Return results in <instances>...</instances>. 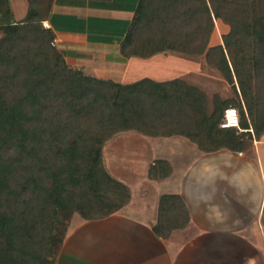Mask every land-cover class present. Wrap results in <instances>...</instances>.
<instances>
[{
	"label": "trees",
	"instance_id": "obj_1",
	"mask_svg": "<svg viewBox=\"0 0 264 264\" xmlns=\"http://www.w3.org/2000/svg\"><path fill=\"white\" fill-rule=\"evenodd\" d=\"M0 10V26L8 28L0 38V264H55L73 214L100 220L128 202L127 187L101 161L103 145L117 133L179 135L230 151L264 134V0L136 3L120 55L203 56L234 95H213L210 109L204 92L182 80L121 85L54 63L43 11L30 8L15 23L5 0ZM215 20L228 31L209 46ZM227 108L237 109L244 132L218 128ZM164 167L156 162L148 177H166ZM186 221L177 197H160L157 236Z\"/></svg>",
	"mask_w": 264,
	"mask_h": 264
},
{
	"label": "crops",
	"instance_id": "obj_2",
	"mask_svg": "<svg viewBox=\"0 0 264 264\" xmlns=\"http://www.w3.org/2000/svg\"><path fill=\"white\" fill-rule=\"evenodd\" d=\"M5 1L15 23L30 8L43 11L42 23L54 35L52 47L69 68L121 85L142 79L188 84L182 76L186 72L176 71L172 78L163 75L161 57L174 61L183 54L120 55L138 0ZM144 68L148 75L136 77ZM207 101L210 109L211 100ZM145 137L165 145V152L138 155L125 165L118 155L109 166L102 158L106 173L127 187L129 200L100 220L72 216L55 264H264V134L251 135L245 148L236 151L200 148L179 135ZM158 161L168 173L150 179L148 171ZM137 176L141 183H131L130 177ZM162 196L177 197L187 213L185 225L164 237L153 231Z\"/></svg>",
	"mask_w": 264,
	"mask_h": 264
},
{
	"label": "rangeland",
	"instance_id": "obj_3",
	"mask_svg": "<svg viewBox=\"0 0 264 264\" xmlns=\"http://www.w3.org/2000/svg\"><path fill=\"white\" fill-rule=\"evenodd\" d=\"M1 11L2 10H0V15H1ZM213 25H214V29L210 36L211 44H209V46L210 45L213 46L220 43V36L226 34L228 31V27L226 25H222L217 20L213 22ZM7 30H8L7 27L0 26V38L2 39L5 38ZM104 36H106V34H104ZM50 47L53 48L51 45ZM183 56L184 58L175 57L174 59L175 62L171 59V57L168 56H163V58L161 57V59L164 60L163 71L165 73H163V75H165L167 78H172L173 76H176L175 75L176 71L177 72L183 71L186 72L182 75L183 78L186 79L185 81H187L188 84L201 89L208 100H211L213 95H218L221 99H227L229 97L234 98L231 86L227 84V82L223 79V77L214 67L206 63L203 56H193V57L186 55ZM51 60L54 63L61 62L59 54L56 53L54 49L51 55ZM170 68L172 70H170ZM70 69H74V68H70ZM75 70H81V69H75ZM141 74H145V76H147L148 75L147 69L144 68L143 70L142 69L138 70L135 76L141 77ZM159 78L161 77L154 78V80H160ZM163 147H160L158 141L157 142L150 141L145 136H142L141 134H138L136 132L133 131L120 132L112 136L103 145L101 149V161L103 158L105 165L109 166L110 165L109 163L112 164V157L118 155L119 157L118 159L120 158L124 159V160L122 159V164L124 165L130 164L129 162L132 159L134 160L138 158V155L148 156V155L163 154L166 150V148ZM126 172L131 173L129 169H127ZM130 178L132 179L130 181H132L131 183L133 184H139L142 181V178H140V176L130 177ZM74 215L76 214H73L72 216Z\"/></svg>",
	"mask_w": 264,
	"mask_h": 264
},
{
	"label": "built area",
	"instance_id": "obj_4",
	"mask_svg": "<svg viewBox=\"0 0 264 264\" xmlns=\"http://www.w3.org/2000/svg\"><path fill=\"white\" fill-rule=\"evenodd\" d=\"M42 27L46 28V25L42 23ZM53 46V43L50 44ZM234 114V115H232ZM219 129H238L239 128V119L237 110L234 108H227L222 113V118L218 124Z\"/></svg>",
	"mask_w": 264,
	"mask_h": 264
},
{
	"label": "snow or ice",
	"instance_id": "obj_5",
	"mask_svg": "<svg viewBox=\"0 0 264 264\" xmlns=\"http://www.w3.org/2000/svg\"><path fill=\"white\" fill-rule=\"evenodd\" d=\"M232 115H234V114H232Z\"/></svg>",
	"mask_w": 264,
	"mask_h": 264
}]
</instances>
